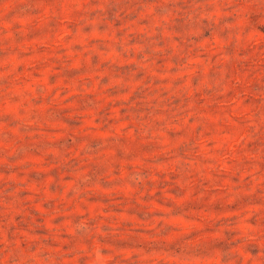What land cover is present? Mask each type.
I'll return each mask as SVG.
<instances>
[{
	"label": "rangeland",
	"instance_id": "rangeland-1",
	"mask_svg": "<svg viewBox=\"0 0 264 264\" xmlns=\"http://www.w3.org/2000/svg\"><path fill=\"white\" fill-rule=\"evenodd\" d=\"M0 264H264V0H0Z\"/></svg>",
	"mask_w": 264,
	"mask_h": 264
}]
</instances>
